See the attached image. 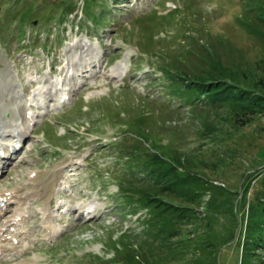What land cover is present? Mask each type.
Listing matches in <instances>:
<instances>
[{
    "label": "rangeland",
    "instance_id": "obj_1",
    "mask_svg": "<svg viewBox=\"0 0 264 264\" xmlns=\"http://www.w3.org/2000/svg\"><path fill=\"white\" fill-rule=\"evenodd\" d=\"M263 77L264 0H0V142L18 145L0 191L45 181L0 264H264ZM219 80L255 109L185 91Z\"/></svg>",
    "mask_w": 264,
    "mask_h": 264
},
{
    "label": "bare ground",
    "instance_id": "obj_2",
    "mask_svg": "<svg viewBox=\"0 0 264 264\" xmlns=\"http://www.w3.org/2000/svg\"><path fill=\"white\" fill-rule=\"evenodd\" d=\"M98 56L99 53L96 51V48L94 50H88L84 55L80 54L78 61L71 64L69 63L70 66L68 68V72L72 73L74 76L82 77L84 72L83 68L86 65L91 66L92 63L93 66H96L97 63H95L96 59L94 58H97ZM117 68L114 71H118ZM47 88L48 91L52 93L51 91H53L54 85L49 79L45 80L41 90L44 92ZM3 133H5V136H10V140L0 142V174L3 173V169L6 167V164L9 162V160L11 161V159H13V154L16 152V147L12 140L14 137V132L11 130H5ZM25 133V131H20L21 137L25 136ZM34 176V180L32 178L30 179V182L34 184V189L29 193L19 195V193L15 191H0V221L1 217L7 212L11 213V215L7 217V220L0 225V256H6L20 252V245H16L15 243L17 241V243H19L27 237V231H23L20 225L23 224L26 220V217L29 216L28 205L36 195H40L38 191L39 186L45 182L41 177L36 178L38 176L37 174ZM14 205L15 209L13 208ZM50 205L51 202H48L45 207L41 208L43 210L42 213L44 217V226L48 230L51 228V220L53 219V210ZM89 208L91 215H95L96 209H94L93 206H90ZM17 264L28 263L18 262Z\"/></svg>",
    "mask_w": 264,
    "mask_h": 264
},
{
    "label": "trees",
    "instance_id": "obj_3",
    "mask_svg": "<svg viewBox=\"0 0 264 264\" xmlns=\"http://www.w3.org/2000/svg\"><path fill=\"white\" fill-rule=\"evenodd\" d=\"M194 83L193 82L188 83L189 85L184 84V85H186L185 91L189 92L192 96L198 95V97H199V95H201V94H206L207 98L210 99L211 103H216V102H221V101L223 102V101H226L228 99L226 91L231 92L234 89H238L237 90L238 94L236 96H234L233 100L234 101H236L237 99L240 100L239 103L237 102V104H241V100H243V101L249 100L244 105V107L246 109L253 110L256 107V102H253V100H251L250 97L248 96L249 92L245 91L241 86H238L236 84L232 85V84H228L227 82L223 83L222 80L211 81L209 84L202 83V82L200 84H196V83L194 84ZM259 83H260L261 87L264 89V77L260 80ZM148 158H150V160H148L149 162L147 161V159L146 160L145 159L140 160V161H138L139 162L138 165H140L139 167H142V166L146 167L143 170V174L147 175L148 177L155 178L156 183H160L161 181L164 180L163 178L168 174V172H162L161 170H158V168H160L163 165H166L165 161L167 162V159L165 158V161H163L162 160L163 158L157 154H153L152 156H150ZM164 169H169V168L166 165ZM176 172H177V184H175V185H177V188H178L180 185L183 184V182H181L180 180H183L185 183H187L188 178L184 177L182 179V176H179V174H181L180 171L177 170ZM178 179H180V180H178ZM189 182H190V178H189ZM172 187H173V183L169 184L165 188L173 190ZM144 193H146V191H144V190H141V192H139V194H142V196L145 195ZM251 209H252V211L254 210L252 212L253 213L252 215H254L256 213L264 215V189L262 191L258 192V194L256 195ZM249 210H250V206H249ZM177 213L180 217L187 216V210H185L184 208L177 210ZM248 234H249V239H250L252 234H253L251 228H249V230H247L245 238L247 237Z\"/></svg>",
    "mask_w": 264,
    "mask_h": 264
}]
</instances>
